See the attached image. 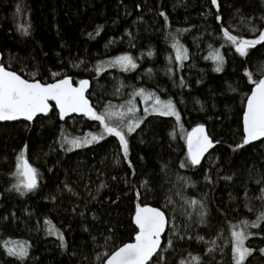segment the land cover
Masks as SVG:
<instances>
[{
    "label": "trees",
    "instance_id": "obj_1",
    "mask_svg": "<svg viewBox=\"0 0 264 264\" xmlns=\"http://www.w3.org/2000/svg\"><path fill=\"white\" fill-rule=\"evenodd\" d=\"M218 2L221 23L231 25L233 34L253 39V26L264 29V0ZM215 14L210 0H0V52L6 68L28 79L38 72L36 78L43 82H51V71L72 76L74 83L89 79V97L97 110L111 97L128 100L133 89L144 88L172 100L181 117L179 123L174 117H149L128 137L131 168L115 137L71 152L61 148V130L92 131L93 121L88 119L62 122L53 111L33 124H0V264H22L7 254L5 242L26 243L23 264H101L99 253L134 241L137 190L145 203L164 210L178 235L184 236L181 240L166 232L162 248L169 238L174 244L164 253L166 264L191 259L189 253L201 256L205 264H233L231 225L254 221L264 211V201L258 199L264 186V144L233 151L242 142V114L252 87L245 69L254 79L261 78L264 45L241 57L224 40ZM19 22L28 27V35L22 34ZM169 34L188 49L182 68L174 62ZM216 50L224 57L219 72L211 59ZM123 54L132 55L138 67L128 72L109 68L99 76L86 70ZM121 81L125 86L115 93ZM198 125H206L220 143L202 165L180 168L187 151L183 137ZM25 145V156L39 178L38 188L21 196L12 185L17 182L16 157ZM145 181L148 191L141 187ZM65 182L77 195L64 189ZM101 182L107 186L97 192ZM189 199L204 203V223L185 203ZM45 220L63 234L65 248L48 234ZM109 228L113 232L107 247H98ZM247 231V245L254 251L245 264H264L259 253L264 248V222ZM209 248L213 252L208 253Z\"/></svg>",
    "mask_w": 264,
    "mask_h": 264
},
{
    "label": "snow or ice",
    "instance_id": "obj_2",
    "mask_svg": "<svg viewBox=\"0 0 264 264\" xmlns=\"http://www.w3.org/2000/svg\"><path fill=\"white\" fill-rule=\"evenodd\" d=\"M210 4L215 8V20L221 24L220 31L226 42L230 43L235 48V52L241 57L248 55L249 49L255 48L257 45H264V29H256L254 26L250 31L255 35L253 39H245L241 35L233 34L232 26L225 27L221 21L220 3L218 0H210ZM160 16L164 17L167 24L168 17L161 11ZM248 23H251L248 21ZM23 35L29 34L28 27L21 28ZM188 29H177L176 32H184ZM258 33V34H257ZM99 35V29L97 30ZM91 36V33L89 34ZM171 35V47L175 52L174 62L182 68L184 61L189 59L188 49L180 43L175 35ZM111 43V42H110ZM153 53L148 52L151 56ZM211 59L217 63L215 71H221V65L224 62V57L219 50H216L211 55ZM84 62L81 61L80 64ZM169 63L173 60L170 57ZM80 64H74L73 67L79 68ZM138 67L135 59L130 54H123L115 56L108 61H99L89 71H95L97 76L100 73L107 71L109 68H117L121 72H128ZM150 71V70H149ZM169 73L173 72V68L167 69ZM38 72L31 74V79L23 78L21 74L16 71L6 68L0 63V122L7 121H27L33 122L37 117L43 119L48 117L53 109L56 110L57 115L61 121L72 114L82 115L88 120L98 122L99 131L96 133H88L85 136L70 137V134L61 130L60 146L65 151L71 152L76 149L88 147L93 143H99L107 137H115L119 141V146L122 149L123 160L128 161L129 157V141L128 137L140 128L150 115L160 117H175L179 123L181 117L177 111L176 105L172 100H162L154 92L148 91L144 88L133 89L129 94L130 99L126 101L125 105L120 106L121 110L116 111L115 108L109 104L103 110H97L95 106L90 103L86 92L89 89V80L80 79L74 85L73 77L62 74L59 71H51V82H43L37 79ZM245 76L248 78V83L252 85L249 89L250 95L246 96V104L242 114V142L237 144L233 151L242 149L253 142L259 141L264 144V74L261 78L254 79L253 74L245 69ZM183 84V80H181ZM125 85L123 82H118V87L115 88V93H119L121 88ZM139 96L145 107L143 115L137 113L140 109L137 108L135 98ZM54 102V104L50 103ZM182 128V125H181ZM174 135V134H173ZM186 144V158L180 162V168L196 167L201 165V160L208 153L209 149L213 148L215 144L220 141H214L205 131L203 125H198L184 135ZM67 145V147H65ZM230 147H232L230 145ZM27 145L21 150L16 157V172L17 182L12 185V189L24 196L30 192H34L38 188L39 171L33 167L27 160L25 152ZM119 163V160H117ZM128 166L131 168L132 164L128 161ZM166 168L167 166H163ZM134 174V171H133ZM115 179V177H113ZM183 180V177H178ZM206 179L211 182L210 178ZM225 179H231L225 177ZM264 179V178H262ZM258 184L261 179H257ZM148 182L145 181L141 187L148 191ZM107 185L101 182L97 186V192L105 188ZM64 189L72 195H77L74 189L65 182ZM246 200L247 192H245ZM96 199L95 196L92 197ZM135 198L137 203L135 205V212L132 217V223L135 225L134 242L123 243L121 246L113 247L110 251H104L97 255V259L101 264H166V257L164 255L168 249L174 248L172 239H168L167 246L162 248L161 237L165 231H170L173 235H178L174 220H171L159 207L151 206L145 203L142 199L140 191H135ZM261 201H264V186L260 188ZM171 202L170 200L168 201ZM190 207L197 210L200 218V223L205 222L207 209L202 201L189 199L185 201ZM248 207V204H245ZM251 211L252 209L249 208ZM189 216L191 213H187ZM83 215V213H81ZM93 219H96L94 216ZM264 222V211H261L254 221L241 220L239 224L231 225V253L233 264H245V261L252 255L254 249L245 246V241L249 238L251 233L247 231L248 228H259L260 224ZM48 225V234L55 235L60 240V246L65 248L67 245L63 234L51 225V222L45 220ZM171 225V226H170ZM113 229L109 228V235H104V244L98 247H107L109 240L112 238L111 233ZM179 239H184V236H179ZM95 242L97 238L92 237ZM188 239H192L188 236ZM198 239L203 240V237ZM215 245V241L211 242ZM11 244V246H9ZM5 251L9 256L16 257L22 264L24 259L28 256V246L26 243L5 242ZM213 248L208 249V253L213 252ZM259 253L264 256V248L259 249ZM191 259L182 258L178 264H205L201 256H193L188 254Z\"/></svg>",
    "mask_w": 264,
    "mask_h": 264
},
{
    "label": "rangeland",
    "instance_id": "obj_3",
    "mask_svg": "<svg viewBox=\"0 0 264 264\" xmlns=\"http://www.w3.org/2000/svg\"><path fill=\"white\" fill-rule=\"evenodd\" d=\"M19 27H20V30H21V28L24 26L25 27V25H22V23L21 22H19V25H18ZM187 61V60H186ZM186 61H184V63L186 62ZM224 68V62H223V64L221 65V69H223ZM262 69H264V68H262ZM263 72H264V70H262ZM259 74V73H258ZM162 99V98H161ZM162 100H164V99H162ZM126 99H123V98H121V96L119 95V96H115V97H111V99L109 100V102L111 103V105L115 108V110L116 111H120L121 110V107L120 106H122V105H125L126 104ZM138 101H140V102H138ZM109 102H107L106 104H104V105H101V110H103L104 109V107L105 106H107L108 104H109ZM135 103H136V106H137V108L138 109H140V111L137 113L138 115H143V109H144V107H145V104L143 103V101H142V99H140V97L139 96H137L136 98H135ZM178 111V110H177ZM180 114V113H179ZM152 116H156V115H150V116H148L147 117V119L149 118V117H152ZM157 117H159V116H157ZM175 118V117H174ZM146 120V119H145ZM73 122L72 121H70V124H72ZM97 124H98V122H93L92 124H91V127L92 126H94V128H93V130L92 131H88V132H85L84 134H81V132H83V131H81V130H75L77 133H75V132H69V131H66V133H68V134H70V137H75V136H85L86 134H88V133H96V132H98L99 131V128H98V126H97ZM96 126V127H95ZM141 126H142V124H141ZM181 128V127H180ZM137 130V129H136ZM181 130H183L182 128H181ZM101 141H103V140H101ZM100 141V142H101ZM95 144H97V143H93L92 145H95ZM92 145H90V146H92ZM65 147H67V145H65ZM89 147V146H88ZM84 148H86V147H84ZM80 149H82V148H80ZM76 150H78V149H76ZM245 246H247L248 247V245H247V242L245 241ZM249 258V257H248ZM247 258V259H248ZM247 261V260H246ZM245 261V262H246Z\"/></svg>",
    "mask_w": 264,
    "mask_h": 264
},
{
    "label": "water",
    "instance_id": "obj_4",
    "mask_svg": "<svg viewBox=\"0 0 264 264\" xmlns=\"http://www.w3.org/2000/svg\"><path fill=\"white\" fill-rule=\"evenodd\" d=\"M0 63H2L3 64V55L1 54V52H0ZM24 78V77H23ZM89 80V79H88ZM89 82H90V84H89V89H88V91L86 92V95L89 97V94H90V91H91V87H92V82L89 80ZM75 85V84H74ZM89 99H90V97H89ZM50 103H52V104H54V102H50ZM90 103L92 104V102H91V99H90ZM246 104V103H245ZM51 113V112H50ZM49 113V114H50ZM83 117L82 115H78V114H72V115H70V116H68V117H66V118H70V117ZM37 118H39V117H37ZM36 118V119H37ZM19 122H23V123H27V124H33L34 122H35V120L33 121V122H27V121H7V122H0V124H13V123H19ZM204 126V128H205V131H206V133L210 136V134H209V131H208V128H207V126L206 125H203ZM191 132V131H190ZM211 137V136H210ZM212 138V137H211ZM257 143H260L259 141H257V142H253V144H251V145H254V144H257ZM219 144H215V146L213 147V148H211V149H209V151H208V153H206L205 154V157L201 160V165H202V163L204 162V160L209 156V154L218 146ZM187 150V149H186ZM200 166V165H199ZM196 167H198V166H196ZM166 232H167V230L165 231V233L162 235V237H161V245H162V247H163V245H164V237H165V235H166ZM134 242V241H133Z\"/></svg>",
    "mask_w": 264,
    "mask_h": 264
},
{
    "label": "flooded vegetation",
    "instance_id": "obj_5",
    "mask_svg": "<svg viewBox=\"0 0 264 264\" xmlns=\"http://www.w3.org/2000/svg\"><path fill=\"white\" fill-rule=\"evenodd\" d=\"M74 84H75V83H74ZM91 102H92V100H91ZM92 105L95 106L96 109H97V106H96L95 103L92 102ZM53 111H56V110L53 109L52 112H53ZM74 118H85V119H87L86 117H76V116H75V117L65 118V120H63L62 122L66 121V120L74 119ZM60 121H61V120H60ZM90 121H91V120H90ZM93 122H94V121H93ZM93 122H92V123H93Z\"/></svg>",
    "mask_w": 264,
    "mask_h": 264
}]
</instances>
